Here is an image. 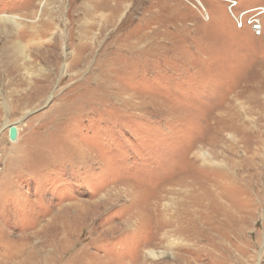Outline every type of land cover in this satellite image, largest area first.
<instances>
[{
    "label": "rangeland",
    "instance_id": "1",
    "mask_svg": "<svg viewBox=\"0 0 264 264\" xmlns=\"http://www.w3.org/2000/svg\"><path fill=\"white\" fill-rule=\"evenodd\" d=\"M200 2L208 21L181 0H0L25 24L33 4L35 28L17 65L0 46V251L63 221L106 263L264 264V0ZM189 195L207 207L186 236L102 232L137 196L177 222Z\"/></svg>",
    "mask_w": 264,
    "mask_h": 264
},
{
    "label": "bare ground",
    "instance_id": "2",
    "mask_svg": "<svg viewBox=\"0 0 264 264\" xmlns=\"http://www.w3.org/2000/svg\"><path fill=\"white\" fill-rule=\"evenodd\" d=\"M33 1H35V0H33ZM39 3L43 6L44 1H41ZM32 5L29 4L28 10L26 9L27 10L26 11L27 12V18H29V19L25 18L27 20L26 24L24 22L23 23L20 22V21H24L22 19V16H20V15H14L13 14V15L0 16V35H2V37L4 36L3 41L1 40L2 43L0 46H1L2 53L7 55V58L10 61L9 64L13 63V64L17 65V63L20 59V56L22 55L23 51L21 49V46L18 44L20 41L17 43L18 38L29 37L30 39L28 38L27 42L30 43L32 35L34 34V31H32V30H34L35 28H34V26L33 27L30 26L32 22L34 24V20H33L34 19V17H33L34 16V10H33L34 7ZM30 18H32V19H30ZM45 26H46V24H45ZM49 30L50 29L47 25V27H45V28L41 27V29L37 32L36 38L38 41L40 40V44H39L40 47H41V45H44V42H42V41H45ZM39 46L34 49V52H35L37 58L40 57V51H42L44 49V48L43 49L40 48ZM47 47H48V45H47ZM40 59H43V58H40ZM16 71H17L16 68H11L9 71L10 76H13V75L15 76ZM7 76H8V73H7ZM253 87H254V89H257V86H253ZM223 128L224 127H221V130ZM200 156H202V153H200L198 155V157H200ZM193 158H196V157H193ZM202 158L205 160V156H202ZM183 188L186 189V191H187L189 186H184ZM186 191L184 193H186ZM189 196H190L189 199H192L193 201L192 200H191L192 202L190 201V205H188L187 203H184L182 208L179 211L178 221L177 222L176 221L170 222L169 224L165 223V221L163 220V217L160 214L157 213V215H156L155 203L153 202L155 197L148 198L147 196H145L146 198H144V197L137 196L138 201H145V203L149 204V206L147 208H143L142 205H136L135 201L133 200L131 202V204L128 206V210H129L130 214L123 222L120 223V225H119L120 227L110 226L109 228L103 230L102 232L106 235H112L116 231V229H121L124 226H126V227L129 226V229H131L130 231H132L135 228H138V225L140 223H142L143 221L144 222L145 221H150V222L153 221L155 224H157V227H156L157 232L155 233V237H158L159 234H162L164 227H166V226L170 227L171 233H176L177 235H185L186 236L189 234L188 233V230H189L188 216L191 215V218H193L194 215L197 216L196 213H193L192 209H196L197 213H198V212H200V210L202 211L201 208L207 207V206L205 207V203L202 202L203 198L200 199V197L196 198V197H193L192 195H189ZM204 199H205V196H204ZM210 209L211 208H209V210ZM144 210H147V212L145 214L143 212ZM212 212H215V211L212 210ZM154 214H155V216H154ZM202 214H204V213H202ZM208 216L209 215H207V217ZM210 217H211V215H210ZM200 218L198 220H200ZM212 220H214V219H212ZM201 222H202L201 225L203 227H205V223H206L205 220L204 221L202 220ZM220 222H221V220H220ZM167 232H169V231H167ZM164 233H166V231ZM77 242H78V238H76L75 228L72 226L71 223H67V222H63V221H55L49 225L48 223L44 224V223L38 222L37 224H35L32 227H30L28 229L26 228L23 231V233L20 234V236L17 238V240L10 241L9 245L5 246L0 251V262H2V264H95V262H97L96 264H118L117 261L112 263L113 262L112 259L108 260L111 263H106L105 261H101V259L105 260L107 258V256H109V255L114 256V254L111 252L104 253L102 256H93L92 258H91V255H89V254L81 255L80 253L74 251L75 247L77 246ZM137 249H138V247H137ZM183 249H185V248H183ZM139 253H140V251L137 252V250H136L137 256L135 259V263L131 262V263H125V264H138V263L145 264L143 256L139 255ZM147 255L149 256L150 259H155L157 256H160L161 253L156 254L152 250H148ZM82 257H84V258L88 257V259H83ZM158 264H160V263H158Z\"/></svg>",
    "mask_w": 264,
    "mask_h": 264
},
{
    "label": "built area",
    "instance_id": "3",
    "mask_svg": "<svg viewBox=\"0 0 264 264\" xmlns=\"http://www.w3.org/2000/svg\"><path fill=\"white\" fill-rule=\"evenodd\" d=\"M181 1L184 2L187 5V7H189L191 10L196 11L200 15L203 21L209 20V14L205 10L200 0H181ZM1 171H2V166L0 164V172Z\"/></svg>",
    "mask_w": 264,
    "mask_h": 264
},
{
    "label": "water",
    "instance_id": "4",
    "mask_svg": "<svg viewBox=\"0 0 264 264\" xmlns=\"http://www.w3.org/2000/svg\"><path fill=\"white\" fill-rule=\"evenodd\" d=\"M17 136H18L17 128H16L14 125L10 126V127L8 128V139H9L11 142H13V141L16 140Z\"/></svg>",
    "mask_w": 264,
    "mask_h": 264
}]
</instances>
